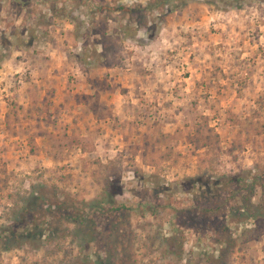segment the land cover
<instances>
[{
  "label": "rangeland",
  "instance_id": "1",
  "mask_svg": "<svg viewBox=\"0 0 264 264\" xmlns=\"http://www.w3.org/2000/svg\"><path fill=\"white\" fill-rule=\"evenodd\" d=\"M149 1L0 0V264H264V0Z\"/></svg>",
  "mask_w": 264,
  "mask_h": 264
},
{
  "label": "trees",
  "instance_id": "2",
  "mask_svg": "<svg viewBox=\"0 0 264 264\" xmlns=\"http://www.w3.org/2000/svg\"><path fill=\"white\" fill-rule=\"evenodd\" d=\"M170 1L171 0H150L149 2H148V4L147 5H145V7L143 6V7H139V6H136L135 8H129L128 6H126L125 4H123V3H120V4H118L115 8H114V10L115 11H120V12H123V11H128V12H130V11H132V14H135V12H141L142 10H148V11H151V10H157V9H161V8H163L164 9V6L165 5H169L170 4ZM188 3V1L187 0H179V2H177L176 4H170L171 6H168L167 7V11L168 12H171V11H173V10H177V9H179V8H182V7H184L186 4ZM235 7H239V5L237 4L236 6H234V8ZM102 8H104V7H102ZM109 9H113V8H111V7H108ZM105 9V8H104ZM107 9V8H106ZM70 18H72V19H75L74 18V16H71ZM139 21V20H138ZM140 32L141 30L139 29H135V30H133L132 31V33H134V34H136L135 32ZM129 37H133V34H130V35H128ZM197 179H199V178H197ZM197 179H195V180H197ZM233 180H232V182H234V185H237L238 187H237V189H240V188H242L243 187V184H241L242 182L240 181L241 180V178H232ZM234 179H235V181H234ZM237 179H239V180H237ZM263 185V184H262ZM246 186H248V184H246ZM220 191V189H217L216 191L215 190H212V191H204L206 194H209V197L210 198H212L213 200L212 201H214V202H217L218 201V203L221 201V199H222V191H221V193L219 192ZM234 191V190H233ZM213 196V197H212ZM239 196L241 197V194H239ZM244 201H245V197H244ZM123 208H126V207H118V208H116L117 210H120V209H123ZM206 210L208 209V208H205ZM71 217V219L72 220H75V221H77V220H80V216L78 215V214H73V215H71L70 216ZM39 226V225H38ZM12 229L13 230H15V231H17V229H16V226L15 225H13V227H12ZM14 236H17V233H14Z\"/></svg>",
  "mask_w": 264,
  "mask_h": 264
},
{
  "label": "crops",
  "instance_id": "3",
  "mask_svg": "<svg viewBox=\"0 0 264 264\" xmlns=\"http://www.w3.org/2000/svg\"><path fill=\"white\" fill-rule=\"evenodd\" d=\"M153 43H154V41H151V43H150V44H153ZM146 77H147V76H145V77H144V79H146ZM122 109H123V108H122Z\"/></svg>",
  "mask_w": 264,
  "mask_h": 264
}]
</instances>
